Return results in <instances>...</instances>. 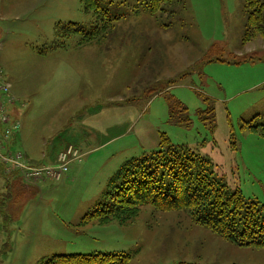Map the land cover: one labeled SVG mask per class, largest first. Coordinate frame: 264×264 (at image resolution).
Wrapping results in <instances>:
<instances>
[{
  "label": "rangeland",
  "instance_id": "rangeland-1",
  "mask_svg": "<svg viewBox=\"0 0 264 264\" xmlns=\"http://www.w3.org/2000/svg\"><path fill=\"white\" fill-rule=\"evenodd\" d=\"M183 1L170 22L152 16L148 0H100L119 18L111 35L84 49H77L78 35L58 39L66 47L51 49L57 24L91 28L93 17L80 0H0V66L14 103L30 108L15 150L31 164H50L63 142L56 132L84 104L89 113L72 124L121 123L107 144L91 143V159L80 154L81 162L60 181L35 186L20 179L24 186L16 189L0 175V264L112 252L130 256L129 264H264V248L236 246L184 212L144 206L126 225L79 224L124 162L159 148V133L207 157L214 177L229 189L264 204V139L242 128L252 119L264 125V38L240 46L244 0ZM137 80L134 91L143 87L138 97L130 91ZM126 97L120 108L92 113Z\"/></svg>",
  "mask_w": 264,
  "mask_h": 264
},
{
  "label": "trees",
  "instance_id": "trees-1",
  "mask_svg": "<svg viewBox=\"0 0 264 264\" xmlns=\"http://www.w3.org/2000/svg\"><path fill=\"white\" fill-rule=\"evenodd\" d=\"M80 3L93 17L91 28L86 31L76 23L57 24L54 28L56 42L51 49L66 47L58 39L78 35L77 44L82 45L102 42L111 35L115 28L113 22L119 18L110 17L100 0H80ZM146 6L152 16L160 15L173 22L185 3L183 0H148ZM244 9L247 22L241 47L257 37L264 38V0H244ZM173 100L178 112L184 113V106L174 97ZM252 120L242 128L264 139V125H253ZM159 141L158 149L122 164L107 183L95 209L79 224L117 222L126 225L138 216L142 207L152 206L158 212H184L195 224L236 246L264 248V204L246 199L239 189L231 190L216 179L207 157L185 146L172 145L165 133H159ZM12 175L7 176V182ZM130 259L122 252L91 253L56 255L40 264H129Z\"/></svg>",
  "mask_w": 264,
  "mask_h": 264
},
{
  "label": "built area",
  "instance_id": "built-area-1",
  "mask_svg": "<svg viewBox=\"0 0 264 264\" xmlns=\"http://www.w3.org/2000/svg\"><path fill=\"white\" fill-rule=\"evenodd\" d=\"M14 102L10 86L5 81L0 66V175L7 179L12 173H18L22 181L27 184H37L47 180L60 181L67 174L72 162H81L79 151L73 146H68L58 153L54 165L27 163L21 151L11 148L12 140L21 131V122H13L9 113Z\"/></svg>",
  "mask_w": 264,
  "mask_h": 264
},
{
  "label": "crops",
  "instance_id": "crops-1",
  "mask_svg": "<svg viewBox=\"0 0 264 264\" xmlns=\"http://www.w3.org/2000/svg\"><path fill=\"white\" fill-rule=\"evenodd\" d=\"M94 45V44H96V43H93V42H90V43H87V44H84V45H78V44H76L77 45V47H79V48H77V49H84L86 46H88V45ZM97 45V44H96ZM126 45V44H125ZM98 46V45H97ZM124 46V45H123ZM132 47V46H131ZM136 47V46H135ZM152 47V46H151ZM125 48V47H124ZM136 49L138 50V48L136 47ZM140 49V48H139ZM151 53H152V51H151ZM148 55L149 53H144V55ZM150 57H152V55L150 56ZM159 59H158V65H159ZM72 64V63H71ZM165 64V62L163 61L162 63H161V67H163V65ZM73 65V64H72ZM157 65V66H158ZM153 66H156V64L155 65H153ZM3 75H4V79H5V81L9 84V86H10V92H11V85H10V83H9V80L7 79V76H6V74L4 73V71H3ZM140 79V78H139ZM138 79V80H139ZM138 80L132 85L133 87H131V89H130V91H134V88L136 87L135 85L137 84V83H139L140 82V80H139V82H138ZM166 84H170V83H166ZM82 85H83V83L82 84H80L79 85V87H82ZM131 86V85H130ZM130 86H128L127 87V91L128 92H130L129 91V87ZM156 86H158V84L156 85ZM155 86V87H156ZM137 87H138V84H137ZM163 88H164V85H163ZM142 89H143V87H141V88H139V89H136L133 93L135 94V96H137L138 97V94H140L141 96H142ZM160 93H162V92H158L157 93V95L158 94H160ZM128 95V93L126 94V96ZM14 97V96H13ZM128 97V96H127ZM127 97H126V99L124 100V101H118V102H114V101H109L108 102V105L107 106H104V105H101V106H99V107H97L92 113H96L97 111H100L101 113H103L104 112V110L106 109V108H113V109H115V108H120L121 106H124V105H126V102L128 101L127 100ZM14 99H15V97H14ZM15 101H16V99H15ZM18 102V101H17ZM84 102H85V100H84ZM181 103V102H180ZM182 104V103H181ZM21 107H22V109H23V111H21ZM26 106L25 105H22V103L20 102V104L18 105V104H14L11 108H10V110H9V113H10V116H11V120L14 122V121H20L21 119V117H22V119H23V124L21 123V129H22V127L24 126V124H25V119H26V116L28 115V117H29V111H30V108L28 109V107L27 108H25ZM88 107H90V105L88 106L87 104H84V106H83V108H81L79 111H77L74 115H72V118H70L69 120H68V123L65 125V126H63L61 129H59L58 130V133L56 132V135H62L63 136V142L62 143H60V146H59V148H58V153L59 152H61V151H63V150H65L68 146H73L74 148H76L78 151H79V153L81 154V156H82V159H86L87 161H89L90 159H91V156L93 155V153L91 152V149L89 148V146L91 145V143H93V142H100V146L99 147H101V146H103V145H105V144H107L110 140H108V139H106L105 140V138L107 137V136H109V134L111 133V131H113V130H115V129H117V128H119L120 126V124H118L117 122H112L113 124H114V126H111V122H109V121H104V120H102V119H100V120H98V122L97 123H94V124H90V123H80V124H78V123H76V124H72L71 123V121L72 120H74V117L75 116H79L80 117V115L83 113V112H88ZM122 110H120V112H121ZM89 113V112H88ZM24 115V116H23ZM21 122V121H20ZM118 126V127H117ZM20 133H21V131H20ZM20 136H21V139H22V135L21 134H19L17 137H15L13 140H12V144H11V148L12 149H14L15 150V146H17V141H19L20 142ZM25 137V133H24V130H23V138ZM47 146V145H46ZM84 148V149H83ZM16 150H18V149H16ZM20 151V150H19ZM22 152V151H21ZM23 153V155H24V159H25V161L27 162V163H29V164H31L30 162H28L29 161V159H28V157H27V155L24 153V152H22ZM58 155V154H57ZM56 161H57V157H56V159H52L50 162V164H47V165H54V164H56ZM77 163H80V162H72L71 164H70V166H69V168H70V170H69V172L71 171V172H73L74 171V169H75V167L71 170V168H72V166L74 165V164H77ZM1 177V176H0ZM20 175L18 174V173H13V175L11 176V178H10V180L8 181V183H10L9 185H13L16 189H21L24 185H22L21 184V181H20ZM5 180L7 181V179L5 178ZM22 183H24V182H22ZM43 183H45V182H42V183H37V184H27V185H38V184H43ZM24 184H26V183H24Z\"/></svg>",
  "mask_w": 264,
  "mask_h": 264
}]
</instances>
